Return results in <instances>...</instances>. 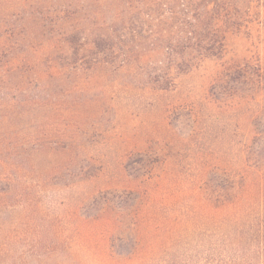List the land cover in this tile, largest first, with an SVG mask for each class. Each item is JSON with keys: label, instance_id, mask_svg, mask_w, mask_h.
I'll list each match as a JSON object with an SVG mask.
<instances>
[{"label": "trees", "instance_id": "16d2710c", "mask_svg": "<svg viewBox=\"0 0 264 264\" xmlns=\"http://www.w3.org/2000/svg\"><path fill=\"white\" fill-rule=\"evenodd\" d=\"M15 15L11 28L0 20V264L163 247L167 216L155 208L165 198L156 188H96L104 166L76 174L73 154L87 146L74 147L72 117L88 103L76 89L128 79L168 93L208 65L207 93L229 111L233 157L226 163L220 148L217 161L209 154L199 164L181 223L186 237L240 229L222 231L228 240H249L246 228L256 227L264 246V63L228 60L227 46L264 30V0H29ZM147 156L130 153L116 169L151 181ZM82 183L92 189L76 193Z\"/></svg>", "mask_w": 264, "mask_h": 264}, {"label": "rangeland", "instance_id": "374dc122", "mask_svg": "<svg viewBox=\"0 0 264 264\" xmlns=\"http://www.w3.org/2000/svg\"><path fill=\"white\" fill-rule=\"evenodd\" d=\"M28 1L0 0V20L5 21L6 28L15 23L17 7ZM74 1L88 6L96 3V0ZM227 46L228 60H254L260 56L264 63V30L253 32L251 36L232 37ZM212 73V65H208L183 77L176 89L168 93L153 91L144 83H131L128 79L119 82L91 79L90 83L83 85V92L76 89L75 95L84 96L88 102L86 106L83 104L84 109L76 108L72 117L77 138L74 147L87 146L84 152L73 154L76 174L84 177L79 171L82 167L86 168L84 171L89 168L90 174L104 166V174L96 188H156V194L165 198V203L155 209L160 215L167 216V243L144 256L68 254L43 257L33 264H264V246L259 244L261 238L256 227L246 228L249 240H228L220 237L222 231L234 234L240 229H218L216 234L208 237L197 232L186 237V226L181 223L183 214L191 206L186 191H190L192 180L203 177L199 164L211 159L209 154L214 157L211 160L217 161L220 148L226 152L223 160L232 162V143L229 145L226 136L232 128L229 111L222 105L219 108L211 103L207 93ZM92 101H96L97 106H93ZM138 152L149 155L140 159L147 167L152 166L151 181H145L148 175L133 180L116 169L130 153ZM93 158L100 161L91 169ZM145 173L147 169L140 174ZM90 189L92 187L82 183L75 192Z\"/></svg>", "mask_w": 264, "mask_h": 264}]
</instances>
